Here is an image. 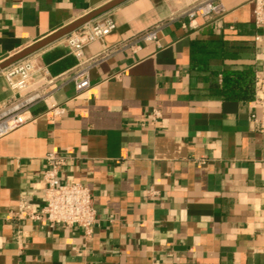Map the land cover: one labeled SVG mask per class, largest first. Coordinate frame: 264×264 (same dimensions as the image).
Returning a JSON list of instances; mask_svg holds the SVG:
<instances>
[{
    "label": "crops",
    "instance_id": "0c3cea01",
    "mask_svg": "<svg viewBox=\"0 0 264 264\" xmlns=\"http://www.w3.org/2000/svg\"><path fill=\"white\" fill-rule=\"evenodd\" d=\"M111 1L0 0V63ZM197 1L128 0L91 20L115 29L85 47L97 61L81 96L65 37L32 55L64 112L38 104L0 140V264H264V135L248 120L264 27L252 0H211L220 16L184 27ZM155 28L157 45L125 46ZM226 73L238 97L222 94ZM12 95L0 72V105ZM48 154L66 158L60 182L89 189L90 234L7 219L22 197L40 213Z\"/></svg>",
    "mask_w": 264,
    "mask_h": 264
},
{
    "label": "built area",
    "instance_id": "2783aa9c",
    "mask_svg": "<svg viewBox=\"0 0 264 264\" xmlns=\"http://www.w3.org/2000/svg\"><path fill=\"white\" fill-rule=\"evenodd\" d=\"M253 25L256 29L264 27V0H252ZM221 8L214 5L211 0H199L190 5L185 11L187 25L191 28L196 17H219ZM115 29V24L108 18L88 22L77 30L65 36L64 45L69 54L76 60L74 68L66 74V78L74 85L77 96H81L92 89L89 80V69L97 59H86L83 56L85 47L93 42L101 41ZM258 40V37H255ZM157 42V29L147 31L125 46L131 50L139 49L140 44ZM7 87L13 92L11 100L0 105V140L15 132L27 122L33 121L31 109L42 104L45 112L52 117H58L64 109L58 106L52 93L46 90L50 82L48 72L37 67L35 58L31 55L19 60L1 71ZM40 78L35 80L34 77ZM43 82L42 86L35 87ZM253 103L258 108V114L249 115L251 128L264 135V70L256 71L253 75ZM159 117V112H154ZM65 157L48 154L45 157L46 168L42 173L44 184L43 207L40 213L33 212L30 202L22 197L16 212L10 213L7 219L12 220H45L49 227H79L85 234H90L96 222V214L89 189L80 183L58 180V170L65 164ZM150 196L157 193L150 189Z\"/></svg>",
    "mask_w": 264,
    "mask_h": 264
},
{
    "label": "water",
    "instance_id": "95a60500",
    "mask_svg": "<svg viewBox=\"0 0 264 264\" xmlns=\"http://www.w3.org/2000/svg\"><path fill=\"white\" fill-rule=\"evenodd\" d=\"M128 0H113L106 5L98 8L97 10L85 15L84 17L78 19L77 21L63 27L62 29L58 30L57 32L53 33L52 35L38 41L37 43L27 47L26 49L22 50L21 52L13 55L12 57L6 59L2 63H0V72L9 66L13 65L14 63L18 62L21 59H24L34 53L42 50L43 48L49 46L50 44L64 38L68 34L72 33L73 31L77 30L82 25L90 22L91 20L95 19L96 17L102 15L103 13L111 10L112 8L126 2Z\"/></svg>",
    "mask_w": 264,
    "mask_h": 264
},
{
    "label": "trees",
    "instance_id": "16d2710c",
    "mask_svg": "<svg viewBox=\"0 0 264 264\" xmlns=\"http://www.w3.org/2000/svg\"><path fill=\"white\" fill-rule=\"evenodd\" d=\"M225 76L228 82L223 86L222 94L228 97L233 94L235 97H238L242 89L240 84L242 77L240 78L238 76V78H236V73H226Z\"/></svg>",
    "mask_w": 264,
    "mask_h": 264
}]
</instances>
